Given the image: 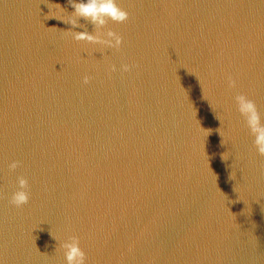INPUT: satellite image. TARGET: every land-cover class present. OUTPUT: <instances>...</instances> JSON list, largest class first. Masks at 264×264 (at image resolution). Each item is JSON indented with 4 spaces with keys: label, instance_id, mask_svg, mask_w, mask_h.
I'll use <instances>...</instances> for the list:
<instances>
[{
    "label": "water",
    "instance_id": "obj_1",
    "mask_svg": "<svg viewBox=\"0 0 264 264\" xmlns=\"http://www.w3.org/2000/svg\"><path fill=\"white\" fill-rule=\"evenodd\" d=\"M116 3L94 29L59 19L69 0H0V264H66L70 237L84 264H264V156L234 99L264 124V0Z\"/></svg>",
    "mask_w": 264,
    "mask_h": 264
},
{
    "label": "clouds",
    "instance_id": "obj_2",
    "mask_svg": "<svg viewBox=\"0 0 264 264\" xmlns=\"http://www.w3.org/2000/svg\"><path fill=\"white\" fill-rule=\"evenodd\" d=\"M69 2L73 9L72 16L67 19L64 17L59 19L71 24L73 28L78 26L77 17L92 22L95 26L94 29L102 28L107 20L121 22L127 19V12L117 5L116 0H69ZM65 31L70 32L72 39L75 41L99 43L109 48L118 47L121 43L120 36L111 30H107L102 36L94 35L93 32L72 31L71 29ZM121 69L122 71H127L128 65H122ZM84 79L87 82V77ZM228 82L229 86L233 85L231 77H229ZM234 99L237 110L244 117L247 128L254 137L253 144L257 153L264 156V124L261 123L260 114L254 102L243 94L236 95ZM17 166V161H12L8 165L10 169H15ZM229 178L232 179L231 173ZM17 183L19 188L11 194L10 203L19 207L28 201V192L25 190L27 186L25 178L18 177ZM61 247L64 250L66 264H84V252L75 237H70L69 240L64 241Z\"/></svg>",
    "mask_w": 264,
    "mask_h": 264
}]
</instances>
